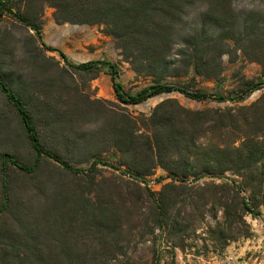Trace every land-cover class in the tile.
<instances>
[{"label": "trees", "instance_id": "1", "mask_svg": "<svg viewBox=\"0 0 264 264\" xmlns=\"http://www.w3.org/2000/svg\"><path fill=\"white\" fill-rule=\"evenodd\" d=\"M198 5L205 7L204 18L222 31L224 38L219 37L216 44H204L195 34L184 38L174 52L179 26ZM46 7L53 9L57 24L102 26L104 33L115 38L123 59L137 75L151 77L152 82L132 94L124 89L117 65L108 60L70 63L63 51L42 40ZM6 16L33 31L30 39L35 49L58 53L67 68L80 73L106 68L117 103L91 99L69 86L58 88L51 78V96L58 103L55 108L46 103L36 112L24 86L13 85L0 73V91L19 117L37 155L36 161L27 165L0 153V264H109L120 255V246L132 233L129 209L133 189L148 196L154 206L153 230L179 234L186 205L199 197L206 206L218 203L223 231L249 235L245 215L260 216L259 209L264 208V95L249 105L241 103L264 87V79L245 81L238 91L225 96L191 91L165 78L183 77L190 70L217 78L223 72L221 59L227 53L223 47L229 46V41L248 61L262 65L264 76V27L258 14H251L250 24L242 32L235 31L239 16L234 0H0V23ZM56 66L61 69L59 63ZM172 93L193 101H213L218 106L190 109L176 98H166L149 115L135 116L123 108ZM92 119L100 121V134L116 151L121 183L112 177L96 180V162L85 173L57 157L54 142L65 137L69 145L78 148L73 125ZM41 157L63 164L72 174L85 173L91 178L90 185L84 184L83 190L78 183L67 191L56 188L23 198L13 185L9 167L34 176ZM159 169L166 174L159 176L162 186L154 192L148 186L149 179ZM229 173L242 182L225 179ZM213 178L221 182L215 183ZM242 188L249 191V197L242 195ZM179 200L185 205L184 213L174 214Z\"/></svg>", "mask_w": 264, "mask_h": 264}, {"label": "rangeland", "instance_id": "2", "mask_svg": "<svg viewBox=\"0 0 264 264\" xmlns=\"http://www.w3.org/2000/svg\"><path fill=\"white\" fill-rule=\"evenodd\" d=\"M239 23L236 32L246 30L250 24L251 14H258L264 27V0H234ZM205 7L198 5L187 21L180 25L174 52L180 48V42L186 37L199 34L204 44H216L219 37L225 34L204 18ZM41 35L43 42L63 51L70 63L80 64L90 60H108L117 65L120 79L128 93H136L152 82L151 77L137 75L129 62H126L116 45L113 36L104 33L99 25L57 24L53 17V9L46 7L42 15ZM33 31L26 29L9 16L0 23V73L10 83L22 84L26 94L30 96L32 110L42 111L46 103L55 108L58 101L51 96V78L55 79L56 87L61 89L76 88L85 92L91 99L106 100L117 103L107 69L98 73H80L67 68L58 53L35 49L30 39ZM220 40V39H219ZM223 47L227 52L222 56L223 72L215 79L198 75L194 70L183 77L168 76L165 81L185 87L191 91H203L229 96L240 89L245 81L258 82L264 79L263 67L256 62L248 61L243 52L229 41ZM178 57V56H176ZM57 63H59L58 70ZM65 69L64 70H62ZM264 95V87L253 92L242 105H249ZM47 96V99H46ZM166 98H176L179 103L190 109H205L218 106L213 101H193L182 94H163L151 98L138 105L123 106L132 115L141 113L149 115L152 109ZM46 101V102H45ZM34 106V107H33ZM72 135L78 138L79 147L69 145L65 137L58 138L54 144L58 148L57 157L72 169L88 172L96 162L94 176L96 180L103 177L116 178L122 182L116 170L117 154L105 135L100 134L101 123L94 121L83 124L76 123ZM0 153H7L23 164L30 165L36 161L37 155L28 141L19 117L0 91ZM93 157H89L92 156ZM89 157V158H88ZM13 185L23 198L29 194H47L56 188L64 191L72 189L78 183L83 190L90 185L91 178L85 173L78 175L64 170L63 164L46 161L40 158V169L34 176H24L9 167ZM162 170L149 179L151 189L158 192L161 183L159 176ZM119 178V179H118ZM234 178L238 184L242 179L227 174L225 179ZM215 183L221 180L213 178ZM202 182V181H201ZM85 184V186H83ZM126 190V189H124ZM243 196L249 197V191L240 189ZM127 193V190L125 191ZM186 205L187 211L180 220V233L167 235L162 230H153L154 206L148 196L139 189H133L131 196L132 214L131 235H127L120 246L121 252L109 264H264V208L260 207L261 215L253 217L245 215L249 228L247 237H240L237 231H223L219 223L223 221L222 211L218 203L204 205L199 201ZM202 200V199H201ZM184 204L179 200L173 213H184ZM134 219V220H133ZM223 231V232H222ZM230 238L225 241L224 238ZM228 240V239H227Z\"/></svg>", "mask_w": 264, "mask_h": 264}, {"label": "built area", "instance_id": "3", "mask_svg": "<svg viewBox=\"0 0 264 264\" xmlns=\"http://www.w3.org/2000/svg\"><path fill=\"white\" fill-rule=\"evenodd\" d=\"M148 186L151 188L150 182H149Z\"/></svg>", "mask_w": 264, "mask_h": 264}]
</instances>
